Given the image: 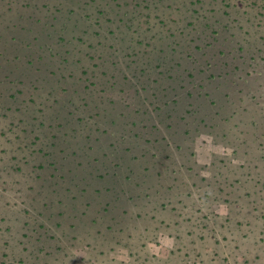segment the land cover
<instances>
[{"label": "rangeland", "instance_id": "obj_1", "mask_svg": "<svg viewBox=\"0 0 264 264\" xmlns=\"http://www.w3.org/2000/svg\"><path fill=\"white\" fill-rule=\"evenodd\" d=\"M0 264H264V0H0Z\"/></svg>", "mask_w": 264, "mask_h": 264}]
</instances>
